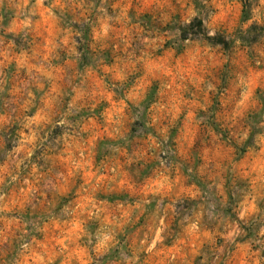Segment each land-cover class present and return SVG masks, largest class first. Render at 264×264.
<instances>
[{
	"label": "clouds",
	"instance_id": "obj_1",
	"mask_svg": "<svg viewBox=\"0 0 264 264\" xmlns=\"http://www.w3.org/2000/svg\"><path fill=\"white\" fill-rule=\"evenodd\" d=\"M0 264H264V0H0Z\"/></svg>",
	"mask_w": 264,
	"mask_h": 264
}]
</instances>
